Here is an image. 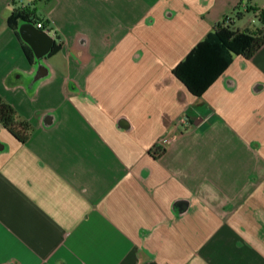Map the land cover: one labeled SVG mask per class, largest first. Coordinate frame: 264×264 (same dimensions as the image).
I'll return each instance as SVG.
<instances>
[{
    "label": "crops",
    "instance_id": "obj_1",
    "mask_svg": "<svg viewBox=\"0 0 264 264\" xmlns=\"http://www.w3.org/2000/svg\"><path fill=\"white\" fill-rule=\"evenodd\" d=\"M245 2L0 0V264H264V44L174 72Z\"/></svg>",
    "mask_w": 264,
    "mask_h": 264
},
{
    "label": "trees",
    "instance_id": "obj_2",
    "mask_svg": "<svg viewBox=\"0 0 264 264\" xmlns=\"http://www.w3.org/2000/svg\"><path fill=\"white\" fill-rule=\"evenodd\" d=\"M249 2L239 3L232 12L233 17H226L214 25L207 37L197 44L191 53L174 70L175 75L196 94H201L209 84L231 62L233 54H241L245 58L252 57L264 44V9H258ZM259 10V20L251 29L236 25L246 13ZM39 19L28 5L13 9L10 26L15 22ZM37 23V22H36ZM45 25V24H44ZM55 49V46L52 50ZM0 124L20 141L29 135L32 126L20 120L15 109L0 96Z\"/></svg>",
    "mask_w": 264,
    "mask_h": 264
},
{
    "label": "built area",
    "instance_id": "obj_3",
    "mask_svg": "<svg viewBox=\"0 0 264 264\" xmlns=\"http://www.w3.org/2000/svg\"><path fill=\"white\" fill-rule=\"evenodd\" d=\"M37 28L42 29L43 32L47 34H53V31L47 28L42 21H39L36 23ZM179 122L186 124V121L181 118ZM175 139L174 135L172 133H167L164 136H162L159 141L158 145L162 148L165 147L166 145L170 144L173 140Z\"/></svg>",
    "mask_w": 264,
    "mask_h": 264
},
{
    "label": "rangeland",
    "instance_id": "obj_4",
    "mask_svg": "<svg viewBox=\"0 0 264 264\" xmlns=\"http://www.w3.org/2000/svg\"><path fill=\"white\" fill-rule=\"evenodd\" d=\"M253 19H255L254 16H253V12L246 13L244 18L237 22L238 26L247 24L248 21L253 20Z\"/></svg>",
    "mask_w": 264,
    "mask_h": 264
},
{
    "label": "water",
    "instance_id": "obj_5",
    "mask_svg": "<svg viewBox=\"0 0 264 264\" xmlns=\"http://www.w3.org/2000/svg\"><path fill=\"white\" fill-rule=\"evenodd\" d=\"M45 33V32H44Z\"/></svg>",
    "mask_w": 264,
    "mask_h": 264
}]
</instances>
